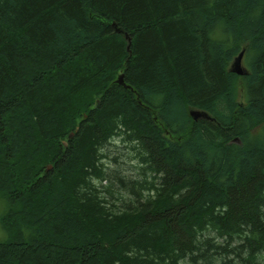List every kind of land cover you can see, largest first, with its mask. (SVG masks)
Returning <instances> with one entry per match:
<instances>
[{
	"label": "trees",
	"instance_id": "trees-1",
	"mask_svg": "<svg viewBox=\"0 0 264 264\" xmlns=\"http://www.w3.org/2000/svg\"><path fill=\"white\" fill-rule=\"evenodd\" d=\"M0 233V264H264V0H0Z\"/></svg>",
	"mask_w": 264,
	"mask_h": 264
},
{
	"label": "rangeland",
	"instance_id": "rangeland-1",
	"mask_svg": "<svg viewBox=\"0 0 264 264\" xmlns=\"http://www.w3.org/2000/svg\"><path fill=\"white\" fill-rule=\"evenodd\" d=\"M233 60H234V58L231 60L230 67H232ZM241 66H242V69L245 70V72L248 70V65L246 64V62L243 59H241ZM235 91H236L235 92L236 93V98L238 100H243L244 96H243V86H242V75L241 74H239L238 80L236 82ZM116 144H117V146L111 147L112 148L111 149L112 153L117 154V152L125 151V148L122 147L123 146L122 142L116 141ZM116 147H118V148H116ZM118 158L119 159L123 158L124 159L123 164L125 166H128V160H127L125 154L119 155ZM123 173L127 175V173H129V172L124 171Z\"/></svg>",
	"mask_w": 264,
	"mask_h": 264
},
{
	"label": "water",
	"instance_id": "water-1",
	"mask_svg": "<svg viewBox=\"0 0 264 264\" xmlns=\"http://www.w3.org/2000/svg\"><path fill=\"white\" fill-rule=\"evenodd\" d=\"M129 39V37H128ZM242 55H243V50H241L235 57H234V60H233V63H232V67L231 69L233 71H235L236 73L238 74H244L245 73V70L242 69V66H241V59H242ZM119 81L122 82V77L121 75L119 76ZM191 115L196 119L198 117H210V115L208 113H206L205 111H202V110H191L190 111ZM72 134V132L70 133V135ZM65 143V141H64Z\"/></svg>",
	"mask_w": 264,
	"mask_h": 264
},
{
	"label": "bare ground",
	"instance_id": "bare-ground-1",
	"mask_svg": "<svg viewBox=\"0 0 264 264\" xmlns=\"http://www.w3.org/2000/svg\"><path fill=\"white\" fill-rule=\"evenodd\" d=\"M191 110H196V109H189V114H190V115H191V113H190ZM191 116H192V115H191ZM192 117H193V116H192ZM193 118H194V117H193ZM194 119H195V118H194Z\"/></svg>",
	"mask_w": 264,
	"mask_h": 264
}]
</instances>
